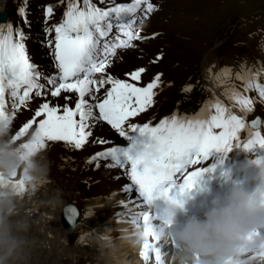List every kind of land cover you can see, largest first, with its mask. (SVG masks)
Returning <instances> with one entry per match:
<instances>
[{
  "label": "snow or ice",
  "instance_id": "6c2138e0",
  "mask_svg": "<svg viewBox=\"0 0 264 264\" xmlns=\"http://www.w3.org/2000/svg\"><path fill=\"white\" fill-rule=\"evenodd\" d=\"M100 3L104 4L105 0H100ZM142 3L146 5V11H153L149 0H133L127 5L111 0L105 8L98 7L93 0H82V5L81 0H67L66 11L54 27V40L48 41L57 73L46 76L44 83L40 82L43 72L38 71L30 60L24 32L17 31L14 36L11 25L6 31L0 28V117L12 123L16 117L15 110L26 106L34 98L33 93L35 97L45 98L49 95L61 97L62 92L76 93L78 99L74 107L67 104L72 99L69 96L63 97V105L45 99L33 111L32 118L24 121L15 131V139L21 140L36 125L31 143L23 144L26 149L48 151L52 144L63 142L65 146L79 150L84 148L92 135L91 131L86 130L89 119H92L93 127L102 120L115 129L120 137L125 138L127 145L110 147L97 153L93 159H110L115 166L127 169L124 175L130 184L122 186V189L129 193L134 189L139 197L136 206L144 209L139 212L138 221L133 220L137 227H143L144 245L140 256L144 264H149L153 256L155 264H164L165 252L158 246L164 228L156 227L155 221L161 217L153 215L151 211L155 202L165 199L182 206L181 197L193 190L206 172L215 170V166L189 170L190 166L209 161L214 151L228 153L234 147L249 153L264 150V136L256 131L250 134L246 142H242L239 134L246 127L245 119L232 114L219 102L212 106L215 113L204 118L172 114L155 124L151 120L142 125L130 123L126 130L125 124L130 118L146 112L153 105L154 90L159 87L160 75L157 74L145 86L138 87L111 74L101 75L98 79L95 74L106 73L117 48L132 47L131 41L141 38L131 27L134 21L125 17L134 14ZM19 11L25 15L24 8ZM46 13L51 17L53 8L47 7ZM114 27L117 29L115 33ZM52 31L49 29V34ZM110 33L112 38L104 39ZM120 34L126 39H121ZM144 71L142 67L137 68L126 72L125 76L139 81ZM46 84L51 88L45 90ZM105 84L111 85V88L98 97L96 93ZM252 89L258 91L259 102L264 103V85L249 80L245 91ZM6 92L12 100V115L5 110ZM86 96L95 103L90 104ZM232 98L242 111H253L252 98L239 92L233 93ZM93 109H98V115H94ZM40 117L43 119L38 120ZM259 124L260 120L256 119L252 128ZM96 143L106 144L109 141L98 137L93 141V144ZM255 163L260 165L264 161L258 159ZM175 178H183V183L177 184ZM15 187L21 193L26 191L23 181ZM248 240L250 244L264 241V233H254ZM250 253L254 255L247 261L240 258L242 254L229 264H251L257 258L264 261V247L253 248Z\"/></svg>",
  "mask_w": 264,
  "mask_h": 264
},
{
  "label": "clouds",
  "instance_id": "9594fccd",
  "mask_svg": "<svg viewBox=\"0 0 264 264\" xmlns=\"http://www.w3.org/2000/svg\"><path fill=\"white\" fill-rule=\"evenodd\" d=\"M16 140L12 123L0 117V264H28L36 241L29 235L34 221L33 210L24 207L25 199L44 208H54L59 199L58 189H49L52 162L46 151H30ZM238 174L244 183L233 186L226 194L217 195L197 213L187 211L195 204L192 198L175 204L165 199L161 219L174 225L183 217V231L175 238L164 229L162 244L164 264H229L253 248L264 247V241L250 244L254 233H264V164L240 167ZM24 182L21 193L15 185ZM255 185L254 188L251 186ZM158 201V200H157ZM138 221V216L132 220ZM110 232V230H109ZM133 250L144 245L143 227L133 222L130 230L119 237ZM101 248H114L111 236L101 234Z\"/></svg>",
  "mask_w": 264,
  "mask_h": 264
},
{
  "label": "bare ground",
  "instance_id": "6f19581e",
  "mask_svg": "<svg viewBox=\"0 0 264 264\" xmlns=\"http://www.w3.org/2000/svg\"><path fill=\"white\" fill-rule=\"evenodd\" d=\"M40 4L50 1V0H37ZM67 4V0H62ZM209 0H164L162 10L155 13L148 22V31H152L155 28L158 30H171L177 29L182 31L186 29L188 34L185 35L179 32V35H176L173 38L172 35L168 36V40L166 42L158 43L150 41L144 49L146 52L151 51L152 53L156 52V48L151 46L153 44L156 45H163L167 44V52L168 54L172 51L174 54L171 63L176 60L184 50L185 47L190 49L198 50L200 46H197V42L193 35L194 28L199 26V23L191 21L190 19L187 20V17H195V16H202L203 12L206 9L210 8L211 3L207 8V3ZM178 6V9H177ZM181 8L179 9V7ZM6 7L10 10L11 18H19L18 8L15 7V3L13 0H0V8ZM172 9L175 12H172ZM41 10H38L40 12ZM202 12V13H201ZM204 15V14H203ZM179 18V20H175L171 22V19ZM150 33V32H149ZM178 43L177 48L174 50L171 48L172 43ZM151 46V47H150ZM130 62L135 64H140L141 62L136 59V55L133 52L128 53L125 56ZM145 61H147L145 59ZM218 64V63H217ZM211 62L209 60H205L203 62V70L201 72V82L200 87H203V92L205 96L210 99L211 109L209 111V115L215 113L214 107H212L215 103L219 102L223 106L227 107L228 110L235 115L240 116L242 119H247L251 114L260 115L263 120V126L261 131L262 136H264V103L259 102V95L258 91L255 89L245 91V86L249 80H254V82H258V76L253 75L251 69L246 64L241 67L240 71L236 72L230 69H220L212 68L209 69ZM161 68L166 67L165 58L163 61L160 62L159 65ZM152 71V68H151ZM235 92H239L240 94L252 98L253 99V111L251 113L247 111H242L236 101L232 98V94ZM24 114V113H22ZM101 131L100 133H102ZM107 132V131H106ZM255 131L246 130V127L241 130L240 137L242 142H246L250 138V134L254 133ZM103 138L109 143L101 144L100 152H103L110 147L113 146H126L127 141L125 138L120 137L114 133H104ZM239 150L242 151L240 156L241 161L243 162V167H254L257 165L255 163L256 160L264 161V150H257L255 152L249 153L244 151L242 148H233L231 155L236 154ZM57 152L62 153L61 150L57 149ZM99 152V153H100ZM226 153V156L229 155ZM219 160L218 152H213L210 157L209 161H204L206 164H211ZM98 165V166H97ZM111 165V166H107ZM126 168H121L115 166L114 162L110 159H100L96 160L93 163L92 171L83 173L85 176V180L83 183H86L85 186L82 188V193L85 196L86 202V209L85 213L87 214V222L84 226L80 228H76L70 238L73 240L74 238L80 235V239L84 238L86 233L90 231V234L95 235L92 237L93 242L90 241L89 238L88 244L92 245L95 244L98 248H101V241L100 237L101 234L107 233L111 236V244L115 245L114 249L108 250L106 252V256H102L105 263L104 264H137L139 261H142V257L140 256V252L133 250L130 248L126 243H122L119 239L121 232L123 230H130L133 227V216H138L139 211L136 208L135 204L133 205H120L118 201L117 193H120L121 190H124V195L132 201V194L129 193L126 189H122V186L128 185L127 184V176L124 175L126 172ZM232 174H229L228 179L230 182L235 181L237 179H242V177L236 171L235 179H232ZM62 204V201H59V205ZM36 205V204H35ZM62 206V205H61ZM24 207L26 209H32L33 211L36 210L30 206V202L25 200ZM58 211V208H56ZM45 216V210L43 207L37 206V212H33V220L40 221L39 224L32 225L30 234L34 235V240L38 243H45L48 239V234L51 232L49 228H47L44 224L43 217ZM128 216V217H127ZM126 218V224H124L121 228L118 221L120 218ZM53 219V218H52ZM116 228H120L118 230ZM43 230V232H42ZM110 230V232H109ZM120 231V232H119ZM59 238V237H58ZM48 242V241H47ZM43 245V244H42ZM162 247V250L166 253L170 251L163 246L162 241L158 245ZM86 248L85 253H92V255H96L93 250L89 251L88 246L85 244L82 248ZM81 248V249H82ZM63 249L59 247V254L61 256ZM64 253V252H63ZM137 253V254H136ZM254 255L253 253L244 254V258L242 260L247 261L250 256ZM57 256V257H58ZM87 255L84 256V258ZM256 260L261 261L259 258ZM76 261V260H75ZM96 261V263H95ZM100 260L94 259L91 261V264H103ZM151 263H155L154 256L149 261ZM254 264V263H251Z\"/></svg>",
  "mask_w": 264,
  "mask_h": 264
},
{
  "label": "rangeland",
  "instance_id": "374dc122",
  "mask_svg": "<svg viewBox=\"0 0 264 264\" xmlns=\"http://www.w3.org/2000/svg\"><path fill=\"white\" fill-rule=\"evenodd\" d=\"M233 1H235V0H230L224 4L220 3V6L218 8H214V6H213L211 8V12H210V8H208V6L211 3V0H209L207 3L208 9H206L205 11H202L204 15L202 14V16L198 15L195 17H187V20L190 19L191 21L199 23V26L194 28L193 35L195 37V40L199 41L200 44H203L204 41H206L208 43H214L216 40L218 43V41H221V39L223 38L221 33H228V30H229L230 35H228L224 39V40L227 39L228 42L225 45L223 44L219 48L216 49V52L214 54L215 58L213 60H211L212 63L210 66H214L217 63L222 64V65H226L231 61L234 62L235 60H237L238 54H240L241 59L246 57V56L254 58V57L259 55V53L256 51L257 49L260 51H264V41L261 40L260 38H258L256 40H254V39L253 40H243L238 36V33L234 32L233 25H232V24H234V23H232L233 19H237L238 17H240L245 12H243V10H242L244 8V4L242 2H240V4L237 7H234L232 5ZM244 1L246 3L247 2L251 3V1H249V0H244ZM230 6L234 7V10H235L234 12L228 10L230 8ZM180 8H181V6L179 7V9ZM259 8H264V6L258 5L256 10ZM177 9H178V6H177ZM252 9H254V6L252 8H250L247 12H250ZM207 13H209V14L207 16H205ZM210 18H213L214 20H212L211 23L209 24ZM259 19H261V17ZM175 20H179V18H173V19H171V22L175 21ZM260 28L261 27H257V30H260L261 33H264V28L263 29H260ZM238 29H239V27L236 28V31ZM241 29H244V30L249 29V26H244V27L242 26ZM244 38H246V35H244ZM240 40L245 41V43L241 44ZM197 46H198V44H197ZM211 46L212 45H210V48H211ZM201 47L202 48H200L198 51L192 50L195 52V55H192V53H191L192 51L190 49L186 50L185 54L187 53V55H184L183 58L187 61L193 60L194 62H196V64L200 61V59L202 61L200 54H203L206 51L207 47H205V44L202 45ZM234 49H236V50L233 51ZM219 50H221V51H219ZM263 57H264V53H262L260 56L257 57L258 61H262ZM260 63H262V62H259V64ZM262 64H263V67L262 68L259 67V71L254 70V72L255 73L262 72V77H263L264 76V62ZM235 66H236V68H238L237 64ZM253 69H254V67H253ZM84 180H85V176H83L82 182H84ZM57 189L59 191L61 190V191L65 192V194H63V198H62L63 201L71 199L82 208H84L86 206L84 204L85 199L83 198V196H80L77 193V191H80L79 187H74V184L71 187L67 188V189H70L67 191L63 190L62 188H58V187H57ZM81 191H80V193H81ZM30 206L37 210V208H35V204H33L32 202H30ZM58 206H59V199L56 203V206L54 208H50L52 210V214L50 215L51 220H53L52 218L56 215L55 210H56V208H58ZM48 209L49 208H44L45 211H47ZM43 221H44L45 226L49 229H50V225L52 223H56L54 221L48 220L46 214L43 217ZM84 223H85V218L83 219L79 228L82 227L84 225ZM56 224H57V226L55 227V234H56V236H60V234L64 233V231H63V228H62L60 223H56ZM116 229L121 230L120 228H116ZM29 235L33 239L35 238L34 235H31V234H29ZM48 236H49L47 239L48 242L46 241L45 243H42L43 242L42 241L39 244V246H35L31 249L30 259L28 261V264H71V263H69V259L71 261L73 258H76V255H70L68 258L69 254H77L78 258H84V256L87 255L86 257L89 258L90 261H93L94 259L101 261V260H103V258H101L102 253H103L102 256L107 257L106 252L108 250L110 251V250L114 249V248H109V247H105L102 249V248H98L97 246H95L96 248H94L93 244L89 245L88 244L89 238H91L90 241H92L93 240L92 237L95 236V235L92 236L90 234V231L86 233L84 238L80 239V235H79L71 243L66 239L67 244L65 243V241L61 240L63 238L55 237L54 235H52L51 232L48 234ZM41 244H43V246H41ZM68 244H70V245H68ZM85 244L88 246L89 251L93 250L95 252V254H96L95 256L92 255V253H90V252L85 253L86 248L85 247L82 248V246ZM59 247L61 249H63V252H64V253L62 252L61 256H58ZM45 250H48V252ZM87 258L85 259L86 261H88ZM82 261L83 260H80L79 262H77V260H76L74 262L78 263V264H82ZM101 262L103 264L105 263L104 261H101ZM95 263H96V261H95Z\"/></svg>",
  "mask_w": 264,
  "mask_h": 264
}]
</instances>
